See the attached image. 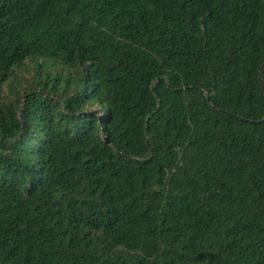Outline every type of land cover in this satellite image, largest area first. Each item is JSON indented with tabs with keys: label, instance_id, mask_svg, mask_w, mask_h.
Here are the masks:
<instances>
[{
	"label": "trees",
	"instance_id": "trees-1",
	"mask_svg": "<svg viewBox=\"0 0 264 264\" xmlns=\"http://www.w3.org/2000/svg\"><path fill=\"white\" fill-rule=\"evenodd\" d=\"M0 264H264V0H0Z\"/></svg>",
	"mask_w": 264,
	"mask_h": 264
},
{
	"label": "water",
	"instance_id": "water-1",
	"mask_svg": "<svg viewBox=\"0 0 264 264\" xmlns=\"http://www.w3.org/2000/svg\"><path fill=\"white\" fill-rule=\"evenodd\" d=\"M147 121H148V119H147ZM106 139V141L108 140L107 138H105Z\"/></svg>",
	"mask_w": 264,
	"mask_h": 264
}]
</instances>
